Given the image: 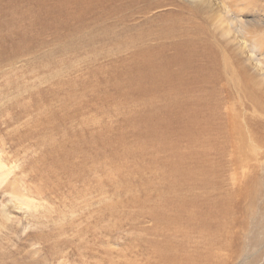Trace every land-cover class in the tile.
<instances>
[{"label": "rangeland", "instance_id": "obj_1", "mask_svg": "<svg viewBox=\"0 0 264 264\" xmlns=\"http://www.w3.org/2000/svg\"><path fill=\"white\" fill-rule=\"evenodd\" d=\"M211 1L216 9L197 20L234 69L241 49L222 35L219 14L229 25L242 13L249 35L239 41L263 58L264 0ZM182 3L196 9L191 0H0V264H264V112L243 100L236 108L252 118L257 146L242 157L255 171L229 153L205 176L202 140L168 124L170 107L122 69L136 61L126 43L139 22L169 32L187 22ZM205 178L230 199L228 214L180 200L205 196Z\"/></svg>", "mask_w": 264, "mask_h": 264}, {"label": "bare ground", "instance_id": "obj_2", "mask_svg": "<svg viewBox=\"0 0 264 264\" xmlns=\"http://www.w3.org/2000/svg\"><path fill=\"white\" fill-rule=\"evenodd\" d=\"M191 1L194 3V6L196 5V9L189 8L184 3H182L184 6H180L177 9V16L179 19L184 16V11L189 13L187 22L184 23L179 20L172 25L170 24L171 26H166L169 32L161 30L162 28L157 32V29H152L146 25L150 20L146 18L141 20L139 22L141 25L139 26L138 37L136 36L132 38L129 43H126L128 47L134 48L132 53L136 57V61L133 64H130L129 61L124 63L122 69L125 74H128L130 70L136 71L138 75L134 80L135 85L147 86L152 90L154 89L159 95L158 103L170 107L174 122H168V124L179 128L190 142L202 140L201 145L204 154L207 156L206 158H202V163L204 164L206 161L210 163L209 165L205 164L204 168L201 170L205 176L210 172L208 169L212 168L213 165L217 164L218 167L222 168L221 166L224 165V157L229 153L232 154V164L237 165L242 163L244 166H248L249 169L253 168L254 170L257 165L245 162V157H242V154L249 153V149L254 150V147L257 145L264 147V135H262L263 133L261 132L262 134L259 135L261 136L259 143L257 145L253 144L252 141H255V134L253 135L250 132L252 118L250 117V119L248 117V122V119L243 118V116L237 112L238 110H236V108L243 100L244 102L248 101V104L253 106L256 111L264 112V51L260 50L263 58L258 59V55L255 57L248 53L245 46L243 47L242 42L239 41L240 39L242 40L245 35H249L246 33H248L247 30L250 21H247L242 13H237L238 15L235 19L229 21V25H225L224 23L227 21L226 17L228 14L222 17V15L219 14L220 12L217 11L219 17L216 16L217 13L215 16L218 17L217 23L221 27L222 35L228 38L231 43L233 42L235 45H238L241 49V51H239L242 55H240V58H236V66H238V68L235 70L227 60L223 47L216 42L212 33L201 26V23L197 20V14H200L201 10L208 11L205 8L214 7L212 1ZM241 3H243V5L246 4V2L245 4L244 2ZM223 4L224 3L221 2V5ZM179 5L180 4H178V6ZM246 6L249 5L246 4ZM228 7L231 8L230 5ZM211 8L210 10H212ZM214 9L216 8L214 7ZM214 12L212 10V14ZM209 13L211 14V12ZM217 23L214 21L213 24L215 27ZM232 31L234 33H232ZM0 40L4 42L7 38L0 36ZM261 40L260 42L263 43V39ZM253 44L255 43L253 42ZM118 45L123 46L120 42H118ZM168 48L173 49L171 53H168ZM252 50L256 52V50ZM6 51H8V47L0 49V58L6 56L1 53ZM249 67L256 75H259L258 78H255L256 75L254 76L249 72ZM157 113V111H153L151 116H157ZM147 121L148 120L143 121L134 126L137 133L145 126ZM116 132L115 134L117 137L122 136L119 131ZM98 138L101 141L109 140V138H105L101 134L98 135ZM57 147L59 148L60 145L56 146V148ZM213 157L217 160L216 162L213 161ZM184 178L189 177L185 175L178 176L180 180ZM255 178L256 177L253 176L252 180ZM212 180L214 179L212 178ZM208 182V179L205 178L201 186L203 190L202 193L205 196L202 197L195 192H189V197L182 193L178 195L180 200L186 198H191L193 200L203 199L201 202L208 201L210 202L209 205L214 208L217 207V209H222L223 212L225 210V213L228 214L229 210L223 207L229 203L230 199L225 195L219 197L214 196L211 190L213 187L208 189L212 192H209L205 188L206 184L208 187ZM207 207L208 206H206V208ZM223 212L220 214L222 215ZM211 213L214 214L213 211Z\"/></svg>", "mask_w": 264, "mask_h": 264}]
</instances>
